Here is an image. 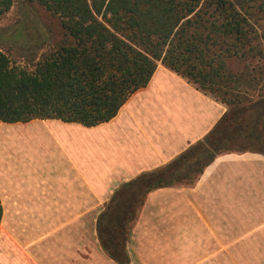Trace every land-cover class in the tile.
<instances>
[{
    "label": "crops",
    "instance_id": "crops-1",
    "mask_svg": "<svg viewBox=\"0 0 264 264\" xmlns=\"http://www.w3.org/2000/svg\"><path fill=\"white\" fill-rule=\"evenodd\" d=\"M225 110L158 63L108 121L0 122L1 137L25 133L0 150V264H117L99 246L98 213L123 183L202 140ZM252 238L264 240V154L223 151L191 184L147 192L128 264H230L233 241Z\"/></svg>",
    "mask_w": 264,
    "mask_h": 264
},
{
    "label": "trees",
    "instance_id": "trees-1",
    "mask_svg": "<svg viewBox=\"0 0 264 264\" xmlns=\"http://www.w3.org/2000/svg\"><path fill=\"white\" fill-rule=\"evenodd\" d=\"M13 1L0 0V16ZM28 1L54 23L0 35V122L108 121L158 63L226 106L202 140L123 183L98 213L99 246L128 264L127 237L147 192L191 184L223 151L264 154V33L238 0Z\"/></svg>",
    "mask_w": 264,
    "mask_h": 264
},
{
    "label": "rangeland",
    "instance_id": "rangeland-1",
    "mask_svg": "<svg viewBox=\"0 0 264 264\" xmlns=\"http://www.w3.org/2000/svg\"><path fill=\"white\" fill-rule=\"evenodd\" d=\"M238 1L240 2L242 1V3L245 4V9L247 13L250 14V18L252 19L253 27L257 29L259 33H264V0H238ZM22 23H25L28 28H31V26L36 27L43 25L45 23L46 24L54 23V19L52 18L51 14L48 11H46L35 1L14 0L10 9L6 13L0 16V35H7L16 26ZM263 41L264 39L261 38L260 42L263 43ZM262 47L264 48V43L262 44ZM11 58L18 59L15 55H12ZM7 134H9L10 138L14 140L10 142L12 144L14 143L13 149L15 146V142L19 141L21 137L25 135L24 132H17L14 130H9ZM9 139L5 138L6 144L8 143ZM3 141L4 138H2L0 134V150L2 148V143H4L5 145V142ZM23 146L25 147V150L21 152V155L30 157L31 143L24 144L23 142ZM26 167L30 168L28 165ZM22 168H25L23 164H22ZM232 248H233L232 249L233 254L230 257V264H264L263 239L252 238L242 241L239 240L233 241ZM226 259H227L226 261L227 264L229 262L228 260L229 257Z\"/></svg>",
    "mask_w": 264,
    "mask_h": 264
},
{
    "label": "bare ground",
    "instance_id": "bare-ground-1",
    "mask_svg": "<svg viewBox=\"0 0 264 264\" xmlns=\"http://www.w3.org/2000/svg\"><path fill=\"white\" fill-rule=\"evenodd\" d=\"M15 133H16V132H15ZM1 134H2V133H1ZM19 134H20V133H19ZM14 135H15V134H14ZM21 135H22V134H21ZM15 136H16V135H15ZM2 137H3V138H8V139H9V138H10V135L6 133V134H5V137H4V135H3ZM13 137H14V136H13ZM12 141H14V140L10 138L8 143H10V142H12Z\"/></svg>",
    "mask_w": 264,
    "mask_h": 264
}]
</instances>
